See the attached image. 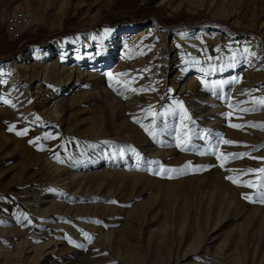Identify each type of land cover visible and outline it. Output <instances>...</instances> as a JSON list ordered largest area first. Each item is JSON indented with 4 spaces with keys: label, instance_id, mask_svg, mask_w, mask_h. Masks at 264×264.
Here are the masks:
<instances>
[{
    "label": "rangeland",
    "instance_id": "374dc122",
    "mask_svg": "<svg viewBox=\"0 0 264 264\" xmlns=\"http://www.w3.org/2000/svg\"><path fill=\"white\" fill-rule=\"evenodd\" d=\"M50 1L0 0V9H24L36 22L15 41L0 34V65L9 66L6 77L27 90L30 105L41 100L35 96L38 82L13 67L28 49H44L58 39L74 44L82 37L108 45L118 29L149 28L162 46L154 54L126 58L132 75L116 74L102 90L92 91L91 84L103 67L81 66L84 79L67 98L92 95L65 128L56 118L55 100L46 105L50 123L43 127L35 126L32 109L27 117H37L33 125L19 120L15 100L8 108L0 101V108L18 115L6 122L0 110V264H168L187 247L193 254L197 240L213 227L219 239L212 253L220 259L226 251L224 264H264V203L257 195L264 189L256 187L264 183V173L256 171L264 168V105L257 103L264 99V61L241 57L247 50L237 45L250 40L264 53V0H140L144 7L136 0H67L60 26ZM207 30L219 36L207 37ZM122 48L108 68L123 58ZM191 78L196 81L188 87ZM179 86H185L182 95ZM113 94L119 104L112 105ZM95 99L109 105L108 116L99 111L98 121L88 112ZM124 104L134 105L140 117L126 115ZM129 127L138 131L134 141ZM142 140L146 146L138 147ZM121 148L128 151L120 154ZM104 170V180H88ZM249 182L253 187L238 186ZM122 227L132 234H121ZM12 228L18 238L7 240ZM230 230L241 237L230 241ZM193 256L189 263L212 262Z\"/></svg>",
    "mask_w": 264,
    "mask_h": 264
},
{
    "label": "bare ground",
    "instance_id": "6f19581e",
    "mask_svg": "<svg viewBox=\"0 0 264 264\" xmlns=\"http://www.w3.org/2000/svg\"><path fill=\"white\" fill-rule=\"evenodd\" d=\"M145 1L147 2V0H143V2H145ZM172 2H173V0H161V3L172 4ZM49 3L52 5V17L54 19V22H55V24L57 23V26H60V23L62 22V19L64 18V15L66 14V11L69 8L68 1L67 0H51ZM136 4H137V0H136ZM1 8L2 9H0V10H3V11H5V10L6 11L19 10V11L23 12L24 15L27 16L28 18H30V20H31V24L28 27V29L29 28H30L29 30L35 29L36 22L34 21V17L29 15L28 12L24 11V9H19L17 7L11 8L7 5H2ZM0 18L4 19L3 16L1 15V13H0ZM24 29H26V28H24ZM126 31L127 30H124V29L123 30L118 29V30L114 31L112 36H111L112 42L108 45H105L106 43L101 42L100 40H94V41H91V39L88 40V37H82L79 40H74L73 41L74 44H72V43L69 44L68 40H66V39H58V40L54 41L53 43H51V45H49L47 48H44V49L31 48V49H28L26 52H24V54H22L20 56V60L18 62H16V63L13 62V67H15L20 72H24V73L30 72V74L27 75L29 77L28 78L29 81L33 82V83L38 82L37 85L35 86V89H36L35 96H36L37 100H39V99H41V100L39 101V103L37 105H30V103H28L27 90L23 89V87H20V83L16 84V82L19 80H17V81L15 80L16 82H13V80H10V79H8V77H6V75L8 74L7 72L9 71L8 70L9 66L0 65V101H1V104L6 105L7 108L9 107V104H11V103L18 104L17 107H19L21 110V112L19 114V120L22 119L24 122H27V124L31 123L33 125L32 122L34 121L35 118H37L36 116H33V117L31 116L32 118L29 116L27 117L28 113L37 114L38 115L37 121L39 124L35 125V126L43 127V126L47 125V123H50V122H48V119H47L50 114L48 113V110L45 109L46 105H47V103L51 102L52 100H55L53 105L56 106V109L58 112V115L56 116V118H58V122L60 124L59 126L65 128L66 123L67 122L70 123L69 119L73 118L74 110L76 108L80 107L81 104L85 103V100H87V98H89L90 95H92L91 93H88V95L85 97V94L87 92L86 93L84 92L82 97L81 96L76 97V95H74L69 99L67 98V95L70 94L71 91L73 89H75L76 86L78 84H80L82 82V80L84 79L85 75H83L82 72H80L81 66L82 67L83 66L84 67L89 66V68L91 66L93 69L94 68L100 69L103 67V69L100 71L101 77H99L97 75L98 78L95 79V83L93 82V84H91V85H94L92 91H94V89L95 90L96 89L102 90V88H103L102 84H104L106 81H110L107 84L112 83V81L114 80V75L118 74L120 76H123V78H125V77L128 78V77H130V75H132V74H130L131 71L129 70L130 66L128 65L127 61H125L126 58H132L133 56L139 55L141 53L146 54V53L152 52L154 54L155 47L156 46L157 47L162 46L161 44H158L157 41H154L155 37H153V34H151V33H153L152 28L140 29V30H137L134 32L130 31L129 33H127L128 31L127 32ZM217 33L218 32L215 30H207L205 35L207 37L208 36L210 37L212 35L219 36ZM23 34L24 33H19L18 35H15L13 38L9 39V41H15ZM242 44H243V46H241ZM237 45L241 46L242 50H244V48L247 50L246 52H244L245 54L240 55L241 57L250 58V57H253L255 55L257 59H260V62L264 61V53H263L262 49H260L254 42H251L250 40H249V42L248 41L247 42L241 41V42H238ZM256 46L258 47L259 50L257 49ZM121 47H123L122 48V54H121V55H123V58L120 59V62L118 63V65H116L113 69L108 68L107 65L110 64L114 60V54H116ZM94 50H97V51H94ZM192 51L194 52V51H196V49H192ZM256 51H257V53H256ZM149 56H152V55H149ZM74 61L77 62L78 67H75V64L69 65L70 63H72ZM30 62H43L45 64H43V65L41 64V65H39V67H33L34 65L26 66V64H29ZM83 62H86V63H83ZM173 64H175V63H173ZM77 69H78V71H77V73H75L76 72L75 70H77ZM104 70H106V71L102 73V71H104ZM250 74H252V73H248L247 75L250 76ZM104 76H105V78H104ZM195 81H196V79L191 78L188 81L189 82L187 84L188 87H189V85H192V83H195ZM185 86H181V87L179 86L177 88V91L179 92L180 95H182V93L185 91ZM190 95L198 96V93L197 94L194 93V94H190ZM112 96L113 97L111 98L112 99L111 102L116 101L112 105H116L117 103L119 104L118 100H116V98H114V97H116V94H113ZM107 97H108V95H107ZM10 99H11V101H10ZM13 100H15V103L12 102ZM95 101H97V100L95 99ZM125 103H129V102H125ZM107 105L105 103L103 104V102L101 103L100 101L99 102L97 101L95 103H90V104L88 103V107H89L88 112H90L94 121H98L97 113L99 111H101L103 114H106L108 116V110L106 108ZM108 107H109V105H108ZM122 107L125 110V114L129 115V117L132 113H133V115H132L133 117H135V118L140 117V116L134 115L135 113L138 115L140 114V111H138V109L135 108L134 105L124 104V106H122ZM7 108H4V107L0 108V110L2 111L1 112L2 117H3V119H5L4 121H6V122L15 119V117L18 116V115L16 116L17 112L16 113L14 111L12 112V110L7 109ZM31 109L33 110V112L31 111V112L27 113V111L31 110ZM41 110H43V111H41ZM120 117H122V116L120 115ZM44 120H46V122ZM129 128L131 130L130 133H131V135L133 137V141H134L135 139H137L138 131H137V129L134 130L135 128L134 129H132L131 127H129ZM61 130L62 129H60L59 131H61ZM148 131H149V129L147 130V132ZM101 141H104V139L98 140V143H100ZM105 141H112V140L111 139H105ZM128 142L122 141V142H119V144H126ZM137 145H138V147H145L146 146V145H144L143 140L139 141ZM126 150L127 149L121 148V149H118L117 151L120 154H123ZM111 152L116 153V150L115 149L110 150L109 153H111ZM98 161L102 162L103 158L98 160ZM87 164H89V163H87ZM108 174L109 173L104 170V172L101 173V176H99V177L95 176V178L90 177L88 180L92 181V180H96L98 178L104 180L108 176ZM141 177H144V176L136 175V174L135 175H133V174L127 175V178H132L135 180H139V178H141ZM127 178L125 176V180H127ZM83 184H84V182H83ZM88 185H90V182H88ZM218 186H219L218 182H215L214 187L217 188ZM100 198L105 199L104 195ZM56 204H54V205H56ZM97 205H99V204H97ZM52 207H54V206H52ZM60 207L57 206L56 208H60ZM55 214H58V213H55ZM70 219H71V221H74V223H75V219H77V217L70 215ZM109 219L111 220V217ZM106 220H104V219L101 220V221H103V225H106V227H108L109 225L111 226V224H109L110 221L107 218H106ZM243 220L245 221L247 219H243ZM226 221H229V220H226ZM118 222L119 221L116 222L117 228H118ZM225 227H223V228H225ZM216 228L217 227H213L212 229L208 230L204 234L203 239H201V237H200L201 240L200 241L197 240L198 245H197L196 249L194 250L193 254L191 253L192 249L190 250V247H187L186 249L183 250L184 252L181 255L176 256V257L174 255V259L172 260V262L170 261L168 264H183V263L187 262L191 256L195 258V256H193L194 254L196 256H198L200 259H206V260H207V258L211 259L212 264H224L225 261H223V260H226V258H225L226 257L225 254H227L226 251H224L225 254L222 253L223 258L220 257V259L218 258L217 255L216 256L214 255L215 252H214V254L212 253L213 249L215 251L214 246L216 245V242H217L216 240L219 239L218 233H217L219 228H217V229ZM104 230H105V228H104ZM120 230H121V234H124L126 236H130L132 234V229H128V227H122V229H120ZM104 232H108V231H104ZM18 234H19V230L17 231L15 228H12L11 230H9L5 233L7 240H11V239H14L16 237L18 238ZM54 234L55 233H53V235ZM228 235L231 238L230 241H233V242L237 241L239 239L238 237H241L240 236L241 234L235 233L234 230H230L228 232ZM219 237H221V234ZM49 243H47L45 246H48ZM217 248H219V247H216V249ZM43 254H44V252H42L41 255H39L38 257L40 258ZM67 260H69V259L68 258L63 259V261H67ZM36 261H37V259L35 260V262ZM70 262L68 261V263L66 262V264H71ZM93 263L98 264L99 262L94 260ZM163 264H166V263L164 262ZM187 264H196V263L195 262L189 263V261H188Z\"/></svg>",
    "mask_w": 264,
    "mask_h": 264
},
{
    "label": "built area",
    "instance_id": "2783aa9c",
    "mask_svg": "<svg viewBox=\"0 0 264 264\" xmlns=\"http://www.w3.org/2000/svg\"><path fill=\"white\" fill-rule=\"evenodd\" d=\"M137 6L144 7V6H140V0H137ZM0 13L4 18V19L0 18V34H2L5 38L11 39L15 35H18L19 33H25L30 31L29 30L30 28L28 29V27L31 24V20L30 18L25 16L23 12L19 10H12V11L0 10Z\"/></svg>",
    "mask_w": 264,
    "mask_h": 264
},
{
    "label": "snow or ice",
    "instance_id": "6c2138e0",
    "mask_svg": "<svg viewBox=\"0 0 264 264\" xmlns=\"http://www.w3.org/2000/svg\"><path fill=\"white\" fill-rule=\"evenodd\" d=\"M257 103H259L260 105H264V99L257 101ZM181 108H182V106H181ZM231 126L234 128H242L243 127L242 125H231ZM262 127H264V126H262ZM9 130L11 131L12 129L10 128ZM17 134L23 135L25 133H17ZM223 143L229 144V145L233 144L232 141H228V140H224ZM229 155H231L232 158H242L244 155H248V154H239L238 156L232 155V154H229ZM262 159H264V158H262ZM221 166H223V165H221ZM256 171H258L260 173H264V168L258 169ZM227 178L232 180L233 183H237V180L235 178H233V177H227ZM261 179L264 180V176H262ZM238 186L253 187V185L250 182L248 184H238ZM256 187L264 189V183H261V184L257 185ZM257 195L261 198V202L264 203V191L258 192ZM243 198L248 199L250 201L252 199L251 197H248V196H245ZM113 203H115V201H113ZM96 223H99V221H96Z\"/></svg>",
    "mask_w": 264,
    "mask_h": 264
},
{
    "label": "trees",
    "instance_id": "16d2710c",
    "mask_svg": "<svg viewBox=\"0 0 264 264\" xmlns=\"http://www.w3.org/2000/svg\"><path fill=\"white\" fill-rule=\"evenodd\" d=\"M147 2H148V0H147ZM147 2H146V3H147Z\"/></svg>",
    "mask_w": 264,
    "mask_h": 264
}]
</instances>
